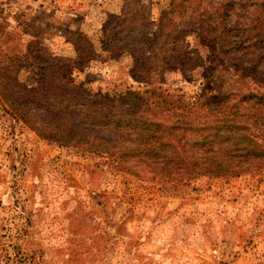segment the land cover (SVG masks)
Instances as JSON below:
<instances>
[{
	"label": "rangeland",
	"instance_id": "obj_1",
	"mask_svg": "<svg viewBox=\"0 0 264 264\" xmlns=\"http://www.w3.org/2000/svg\"><path fill=\"white\" fill-rule=\"evenodd\" d=\"M166 3L0 0V58L7 55L28 85L36 81L34 57L50 53L69 58V79L90 90L142 89L146 74L134 67L145 62L131 47L140 29L153 43L143 56L155 55L154 85L187 98L211 68L229 82L228 73L242 72L233 57L213 62L215 50L194 39L195 27L171 49L157 27ZM205 87L218 92L213 82ZM155 177L110 170L0 111V264H264V167Z\"/></svg>",
	"mask_w": 264,
	"mask_h": 264
},
{
	"label": "trees",
	"instance_id": "obj_2",
	"mask_svg": "<svg viewBox=\"0 0 264 264\" xmlns=\"http://www.w3.org/2000/svg\"><path fill=\"white\" fill-rule=\"evenodd\" d=\"M165 8L157 23L158 34L166 31L171 49L186 27H195L194 39L208 51L215 50L213 62L223 65L233 57L245 69L228 73L229 82L223 72L211 68L210 75L203 76L205 85L185 98L177 90L151 83L148 74L154 71L155 55L149 60L143 53L150 52L153 43L135 29L139 41L131 47L145 63L134 68L146 74L140 82L147 87L90 90L69 79L73 68L69 58L50 53L34 57L39 60L32 71L36 81L28 85L17 79L4 55L0 111L43 139L100 157L110 170L135 178L151 180L176 172L238 176L261 170L264 0H167ZM131 27L124 31L125 37L134 31ZM207 35L211 38L205 43L202 36ZM212 82L216 94L205 87Z\"/></svg>",
	"mask_w": 264,
	"mask_h": 264
}]
</instances>
